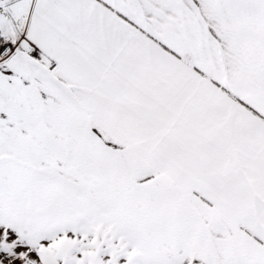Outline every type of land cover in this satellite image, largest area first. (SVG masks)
Returning a JSON list of instances; mask_svg holds the SVG:
<instances>
[{"label":"snow or ice","instance_id":"snow-or-ice-1","mask_svg":"<svg viewBox=\"0 0 264 264\" xmlns=\"http://www.w3.org/2000/svg\"><path fill=\"white\" fill-rule=\"evenodd\" d=\"M0 264H264V0H0Z\"/></svg>","mask_w":264,"mask_h":264}]
</instances>
